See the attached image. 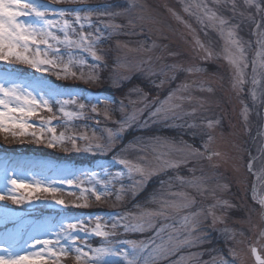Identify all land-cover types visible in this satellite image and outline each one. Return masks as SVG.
Masks as SVG:
<instances>
[{
	"label": "snow or ice",
	"instance_id": "snow-or-ice-1",
	"mask_svg": "<svg viewBox=\"0 0 264 264\" xmlns=\"http://www.w3.org/2000/svg\"><path fill=\"white\" fill-rule=\"evenodd\" d=\"M73 2H82V0H73ZM215 4H230V10L244 16L245 11L254 9L256 13L264 18V0H213ZM137 5L132 2L123 11H96L89 8L81 9H55L46 6L43 3L33 2V0H0V62L5 64L26 65L36 73L55 74L57 79H67L69 76L76 77V73L71 71V58L67 64L62 59L61 48L79 49L87 53L94 63L89 65L90 71L87 73V82H94L100 79L99 70L106 68L104 55L98 53L99 42L105 39L104 33L97 27L96 21L100 17H107L108 21L105 27L110 30L111 35L139 36L143 28L144 17L136 14ZM244 9L245 11H241ZM172 15L185 27L191 30V25L182 20L181 16L175 11L169 10ZM183 11L190 17H195L202 28L218 29L221 36L225 38L226 46L223 50V57L234 69L232 87L234 90L243 91L246 83V69L248 66L245 49L241 39L237 37L235 25H228V20L223 15H218L217 11L209 7L205 0H188L183 5ZM29 18L33 22H28ZM117 18H123L126 22L117 23ZM253 20V17H248ZM255 23V21L253 20ZM257 29V44L262 49L257 53V59L252 62V85L251 96L253 100L260 98L257 86L260 84L258 73L264 77V24L255 23ZM75 37V38H73ZM198 48L205 53V58H212L213 52L204 47L196 40ZM118 47L126 49L133 53L131 57L123 59L117 58L115 70L112 75L111 83L114 88H120L125 81L131 79L129 73L140 72L148 77H157L155 80H149V83L156 88H162L166 82L175 81L181 73L188 75H197L205 71L204 68L195 65H185L180 62L157 64V61L163 57L143 58V53H150L157 47L155 42L146 46V42H139L135 48H130L127 43L118 44ZM175 55V53H171ZM81 65L87 64L86 60L80 61ZM63 65V67H61ZM84 73H81L83 78ZM163 77V79H160ZM196 86L201 91L211 92V87H205L202 81L193 80L191 83H183L169 95L159 101L158 106L149 112V118L143 122L147 127L149 123H160L166 127L172 128H191L190 133L192 141L188 142L182 138L176 142L170 138L154 137L150 140L148 147L151 151V158L141 162H133L118 154L113 156V160L120 166V170L114 173L109 169H103L104 176L111 177L105 179L100 173L92 171L84 173L87 179H82L74 175L72 169L58 165L37 162H24L26 166L38 167L43 172H51L54 175L66 176L64 179H52L46 182L43 179L33 177V182L29 183L20 179L16 175V163L5 159V188L6 194H0V201L11 200L13 204H31L33 200H41V194L51 195L53 202L64 208L89 207L88 198L94 196L96 201L102 198L108 199L114 196L117 201H121L129 192L135 195L142 190L147 181L153 176L169 171L178 172L182 168H187L191 174L190 177L175 175V181H178L183 188L191 189L201 197L212 196L214 202L199 211H187L197 203L195 197L188 191L163 192L159 197L153 196L152 203L158 205L156 209L141 210L139 214L120 213L113 216L110 220H104L102 216L97 215L88 220H75L59 224L56 231L52 233V239H34V242L25 244L30 250L17 254L13 249L19 243V236L29 225H34V231L44 230V225L21 219V214L14 212L9 208L0 210V224H6L8 221L14 222V227L6 230L3 234L5 243L8 246L0 247V264H62L64 258L73 256L75 264H157L162 258L174 254L180 248L197 247L208 242L209 233L207 228H215L217 223H223V213L233 205L227 201L215 197L216 189L208 186L207 180L203 174L201 162L204 160L212 161L214 157L220 156V153L210 150V145L214 140L212 130L219 124L218 120H207L204 124L185 121L183 124H177L175 121L183 120L186 116H194V112L183 110V104L190 102L191 95L185 96L183 93L189 92ZM133 91L140 92L136 87ZM65 97V93L52 82L43 77H32L21 79L15 72H0V132H10L12 135L27 136L31 135L33 139H40L35 132H29L33 127H39L41 134L46 130L49 132L50 139L47 146L54 148L57 145L70 143L75 151H85L93 155H106L116 144L118 138L135 121L137 113L118 121L117 128L106 129L107 143L89 142L86 147L77 146V140L88 141L87 136H65L61 133L57 136L55 127L51 126V120H41L39 124L30 122V118L38 115L41 110L51 113L53 103L59 106V111L69 120L73 118H82L85 109L89 108L91 112L97 113L98 105L104 106V116L110 118L108 105L113 101L104 98H97L98 103H78L75 97ZM146 100V95L144 96ZM68 106H74L79 111H67ZM145 108L150 105L145 103ZM119 110H124V104L121 101ZM140 111H143L142 109ZM247 107L244 109V119L247 121ZM171 121V123H169ZM206 137V139H205ZM143 160V158H141ZM253 162L255 157L250 158ZM191 164L192 167H188ZM9 165H12V176L8 177ZM215 167V166H213ZM249 171L252 170V163L248 165ZM201 172L197 176L195 173ZM127 175L131 179V184H124L123 178ZM171 186V180L162 181ZM58 185L75 186L79 190L78 201L69 205L65 200L57 198L56 194L63 191ZM220 190H225L227 185H217ZM72 195H76L73 191ZM253 198L260 206L262 216H264V197ZM185 212L179 216L173 224H165L161 227L156 226V219H169L173 213ZM94 220V223H93ZM154 234L145 240L121 238L128 234H144L149 231ZM51 231V229H48ZM120 230V231H118ZM229 233V238L236 239V232L232 229L223 230ZM165 233L167 238L165 239ZM243 236V232L240 233ZM89 238H99V246L93 247L89 243ZM83 240V243L78 241ZM157 241H160L157 243ZM240 243L241 241H236ZM39 246V247H37ZM252 252L256 255L257 264H264V258L257 254L256 249ZM195 255V254H193ZM229 255L233 260L221 258L219 264H235L237 252L234 248L229 249ZM181 259H184L183 257Z\"/></svg>",
	"mask_w": 264,
	"mask_h": 264
},
{
	"label": "rangeland",
	"instance_id": "rangeland-1",
	"mask_svg": "<svg viewBox=\"0 0 264 264\" xmlns=\"http://www.w3.org/2000/svg\"><path fill=\"white\" fill-rule=\"evenodd\" d=\"M33 2L43 3L46 6L55 9H81L86 7L96 11H123L130 3L134 2L138 6L136 14L144 17L141 34L135 37L125 35L109 36L110 30L105 27L108 18L100 17L97 19L96 17H93L94 21H96L97 27H99L105 37H107L99 42L98 53L104 55V63L107 64V67L99 70L100 79L98 81L87 82V73L90 71L89 65L94 63L87 53L81 52L79 49H66L62 47L61 53L63 62L64 64H67L71 58L72 66L70 70L75 72L77 77L73 78L69 76L67 79H76L79 83H85L87 86L85 88L80 86V90L87 89L86 92L90 95L88 96L83 92L80 93L79 91L74 90H64L65 97L62 98L75 97L77 98L78 103H85L86 105H89L91 102L98 103V97H107L109 99L105 94H110L113 89H116L112 86L111 79L115 70V62L117 58L119 57L123 59L133 55V53H129L126 49L118 47V44L127 43L130 48H135L141 41L146 42V46L155 42L157 47L150 53H143V58L149 56L153 58L163 57L162 60L157 61L156 63L180 62L185 65L195 64L205 69L204 72L195 76L181 73L177 76L175 81L166 82L162 88H156L149 83V80H155L157 77L146 78L144 74L138 71L129 73L131 79L135 76H140L141 79L143 78V83H148V85L151 86V88H149L150 90H145L139 85L126 90L121 96H119L120 99L117 100L114 105H108V109L110 110V118L108 119L104 116V106L99 104L97 113H94L93 115L104 120V125L102 126L90 125L85 122L86 118H91V116H88L86 113L87 108L85 109L86 114L84 113L82 118H73L72 120H69L67 117L63 116L59 111V106L55 103H53V111L51 113L46 110H41L38 115L30 118V122L36 124H39L41 120H51V126L55 127V134L57 136L61 133L65 136H87L89 138L88 141L77 140V146L82 149L86 147L89 142L107 143L106 129L111 128L115 130L118 126L116 122L124 120L126 117L133 115V113H137L135 121H133L131 126L122 133L116 144L106 155H93L85 151H75L70 143L57 145L63 147V150L66 152H72L75 158L80 157L83 159L97 157L98 165L96 168H93L92 171L100 173L105 179H110L111 177L104 176L103 169H109V171L113 173L120 170V166L112 159L116 154L132 160L133 162L143 163L144 160L151 158V151L148 145L150 140L154 137L159 136L170 138L176 142L182 138L183 140L191 142L192 136L190 133L193 132L194 129L172 128L166 127L160 123L151 122L145 127L143 122L148 120L149 112L158 106L159 101L164 100L169 93L175 90L179 85L183 83H191L193 80H196L202 81L205 87H211V92H201L196 86H194L190 90V93H183L185 96L191 95L192 97L190 102H185L183 104V110L194 112L195 115L191 117L186 116L183 120H177L175 123L183 124L187 121L189 123L195 122L202 125L207 120L219 121V124L214 130H212L214 140L210 145V150L220 153V156L214 157L212 161L204 160L201 164L204 170L203 174L208 178V186L216 189L215 197L229 201L233 207L225 210L223 213L219 211L217 212L218 215H223L224 222L217 223L214 229L207 228L205 225L206 230L209 233L208 242L193 248H180L167 258L158 260L157 264H219L221 258L230 261L233 260V257L229 255L230 248H234L238 254L235 264H257L252 255L253 247H257L262 258H264V216H262L259 204L253 198L254 189L257 197H264V95H260L261 93H264V77H261L258 73L260 84L257 86V92L258 95H260V98L257 100H253L251 96L252 85L250 83L252 79V62L257 59V53L262 51L260 45L257 44V29L255 26V23L264 24V18H262L261 14L256 13L254 9H248L246 11L241 9V11H245V14L244 16H240L238 13H233L230 10V4L218 5L215 4L213 0H205L209 7L217 11L218 15H223L228 20V25L225 27L236 26L235 31L237 37L241 39L245 49V56L247 57L248 63L247 69L245 70V79L248 80L249 83L244 85L243 91H237L232 87L234 69L223 57V50L226 46L225 38L221 36L218 29L202 28V26L196 21L195 17H190L183 11V5L187 3L188 0H82V2H73V0H33ZM170 9L180 15L182 20L190 24L191 30L185 27L184 23L178 21L169 11ZM249 16L253 17L255 23L248 18ZM28 22L33 21L29 18ZM115 22L124 23L126 21L123 18H117ZM196 40H199L205 48L210 49L213 52L212 58H205V53L198 48ZM171 53H175V55H171ZM82 59L86 60L87 64L81 65L80 61ZM61 67H63V65H61ZM3 71L21 72L18 68L17 70H14L13 64L9 65L0 62V72ZM82 72L84 73V76L83 78H80ZM104 73L107 74L104 75ZM17 75L21 79H28L27 76L30 75L29 78L43 77L44 79L49 80L48 74L36 73L35 71H33V73ZM160 79H163V77ZM102 81L108 82V91L98 90ZM136 87H139L141 91H133ZM83 95L88 96L89 100H84ZM145 95L147 97L146 100L144 99ZM81 96L83 100L80 101L79 97ZM121 101L124 104V110L122 112L119 110ZM145 103L149 104L150 107L145 108ZM245 107L248 109L247 121H245L243 115ZM141 109L143 111H140ZM66 110L79 111L74 106H68ZM97 121L100 122V120ZM169 123H171V121ZM154 128L163 130L169 129L175 133L168 135L160 133L148 135L135 134L125 145H121L127 132L132 130L144 131ZM29 132H35L36 136L40 137V139H33L31 135L21 136L19 134L12 135L10 132H0V150L5 149L2 146L5 137L22 145L26 140L36 141L37 143L43 142L45 141L43 139L44 135L48 137V141L51 135L46 130L41 134L39 127H33L29 129ZM14 148L15 149L13 150H16V153L18 152L17 154L19 155L15 157H12L11 154H6L5 156L0 155V194H6L5 188L10 187L9 185H6L5 159L16 163V175L20 179L29 183L33 182V177L36 179H43L46 182H50L54 178H68L66 176L54 175L51 172H43L38 167H31L30 165L26 166L24 162L47 163L48 161L54 163V160H48L42 156L25 154L22 151V147L16 146V143ZM251 157H255L254 162L250 159ZM141 158H143V160ZM70 163L64 162L62 167L72 169L74 175H78L86 180L87 176L84 175V171L89 170V167L81 166L80 168H74L75 166ZM249 163H252L251 171H249ZM11 167L12 165H9V171L7 173L8 177L12 176ZM188 167H192V165L189 164ZM177 174L185 177L191 176L187 171V168H182L178 170V172L169 171L153 176L147 181L146 186L142 190L135 195L129 192L128 195L121 200L122 202H126V204L135 201L153 178L164 175L154 183L151 192L144 198L146 200L145 204L139 202V204L135 205L133 208L131 207L125 212L117 211L119 208H116L115 210L112 209L109 211L110 214L104 220H110L113 216H117L120 213L139 214L141 210L156 209L158 205L152 203V198L154 195L159 197L162 191L165 193L168 191H188L191 193L195 197L197 203L187 211H199L214 202L212 196H207V198L201 197L192 192L191 189L180 186L179 182L174 179ZM195 174L199 176L201 175V172L197 171ZM169 180H171V186L164 184L162 188L161 182ZM131 182V179L125 175L123 183L128 185L131 184ZM225 184L227 185L225 190H220L217 187V185ZM58 187L63 189L62 192L69 195H72L73 191L76 192V197L79 195V190L75 189V186L69 187L68 185H58ZM60 193H57L56 196ZM47 199L49 198L33 200V203L31 204L25 203L21 205L13 204L11 200L0 201V210L9 208L14 212L20 213L21 219L23 220L44 225V230L42 231H34L33 224H29L22 231L19 236V243L15 245L13 249L17 254H22L24 251L30 250L25 244V241H27L28 244H31L34 242V239H52L54 238L52 233L57 230L61 221L66 223L70 220L75 221L80 219L75 216L69 218L72 217L70 216L71 214L68 213L72 211V207L64 208L61 205L55 204L53 198H51V201H47ZM81 202L82 201H80V203ZM87 202L89 204V207H87L88 209L92 207L93 203L98 201L95 200L94 196H89ZM69 203L75 204L77 202L69 201ZM35 207L38 208L37 210H39L41 214L37 217H28ZM47 207L54 208L59 212H65V214L56 221L55 219H52L54 214H44L45 208ZM184 214L186 213H173L167 220L157 218L156 226L161 227L165 224H173L179 216ZM92 217L94 218V216ZM12 227H14V222L11 220L6 224H0V247L8 246L5 243L3 234L6 230ZM226 227L236 232L235 241L229 238V233L223 231ZM48 229H51V231ZM154 231L155 230L153 229L144 234H128L127 237L117 236L116 239L129 238L145 240L151 237L154 234ZM241 232H243V236L240 235ZM136 236H140V238ZM166 238L167 233H165V239ZM96 239H98V243L95 245ZM236 241L241 242L237 243ZM159 242L160 241H157V243ZM78 243L82 244L83 240L78 241ZM89 243H91L93 247H96L100 245L101 241L99 238H89ZM73 256L74 254L64 258L62 264H75ZM182 257L184 259H181Z\"/></svg>",
	"mask_w": 264,
	"mask_h": 264
},
{
	"label": "trees",
	"instance_id": "trees-1",
	"mask_svg": "<svg viewBox=\"0 0 264 264\" xmlns=\"http://www.w3.org/2000/svg\"><path fill=\"white\" fill-rule=\"evenodd\" d=\"M115 1V0H113ZM112 46V45H111ZM14 66V70H21V73H33V69L29 68L26 65H20V64H13ZM107 73H104V75H106ZM49 80H51L56 86H58L62 91L64 90H74V91H79L80 93H85L87 94V89L80 90V86H83L84 88L87 86L85 83H79L78 81H76V79L74 80H69V79H57L55 74H48ZM101 86L98 88V90H103V91H108L107 90V85L108 82L107 81H102L101 82ZM140 86L145 90H150L149 88H151L150 85H148V83H143V78L141 79L140 76H135L133 77L131 80L123 83V86L120 88H116L113 89L112 92H110V94H105L109 97L110 100L113 101V104H110L109 106H112L116 103L117 100H119V96H121L126 90L130 89L131 87L133 88V86ZM78 87V88H77ZM111 91V90H110ZM90 96V95H88ZM83 95L84 100H89V97ZM80 101L83 100L82 96L79 97ZM91 102V101H90ZM92 103V102H91ZM89 103V105L91 104ZM99 108V106H98ZM101 108V107H100ZM86 113L88 114V116L90 115L91 118H86L85 122L87 124L90 125H96V126H102L104 125L103 122L104 120H101L100 117H96V115H93L94 113L90 111L89 108L86 109ZM85 113V114H86ZM97 120H100V122H98ZM153 133H160L163 135H168V134H173L175 132L170 131L169 129L167 130H163V129H148V130H144V131H129L127 132V134L124 136L123 141H122V146L125 145L133 135L135 134H143V135H148V134H153ZM47 136L44 135L43 139L46 141L37 143L36 141H31V140H26L24 141V144L20 145L17 142H13L11 141L10 138L5 137L4 141H3V148L0 150V152H3L5 154H13V155H19L16 153L15 149V143L16 146L18 147H22V151L25 154H29V155H34V156H42L48 160H54V163H50L47 161V163L49 164H53V165H58V166H63L62 164H64V162H71L70 164H73L75 167L74 168H80L81 166L84 167H89V170H85V173H89L92 171L93 168L97 167V157H92V158H75L74 154L72 152H66L63 150V147H54V148H50L47 146ZM118 148V147H117ZM72 153V154H71ZM72 158V159H70ZM164 175L160 176V177H155L151 180V182L148 184V186L146 187V189L136 198L135 201L130 202L129 204H126V202H122V201H117L115 199L114 196L109 197L108 199H104L102 198L100 201L93 203L92 207L90 208H76V207H72L70 212H68L69 214H71L69 218H73V216L80 218L79 220H88L89 218H93L92 216L96 217L97 215L102 216L104 219L110 214L109 211L110 210H115L116 208H119V210L117 211H121V212H125L128 211L131 207L133 208L135 205L139 204V202H143L142 204L146 203V200L144 199L150 192H151V188L153 187L154 183L161 179ZM43 197L45 198H49L47 199V201H51V196H49L48 194H41ZM73 196V197H72ZM57 198L63 199L65 200V202L69 205H73L70 204L69 201H76L77 203H80V201L77 200V197L75 195H69L67 193L61 192ZM69 200V201H68ZM122 204V205H121ZM71 207V206H70ZM38 208L35 207L33 208L32 212L28 215V217H33V216H39V214H41V212L39 210H37ZM47 209H51V210H47ZM76 210H80V211H76ZM44 214L49 215V214H54V217L52 219H55L56 221L59 220V218H61L62 216H64L65 212H59L58 210L54 209V208H45V212ZM83 218V219H82ZM94 221V220H93ZM135 236V235H133ZM130 236V237H133ZM138 238H140V236H136ZM98 243V239H96L95 245Z\"/></svg>",
	"mask_w": 264,
	"mask_h": 264
},
{
	"label": "water",
	"instance_id": "water-1",
	"mask_svg": "<svg viewBox=\"0 0 264 264\" xmlns=\"http://www.w3.org/2000/svg\"><path fill=\"white\" fill-rule=\"evenodd\" d=\"M263 126H264V110H263ZM253 248L256 249L257 254H259V256L262 258L261 254L259 253L258 248H257V247H253ZM252 255H253V259H254V261L257 263L256 255H254L253 252H252Z\"/></svg>",
	"mask_w": 264,
	"mask_h": 264
}]
</instances>
